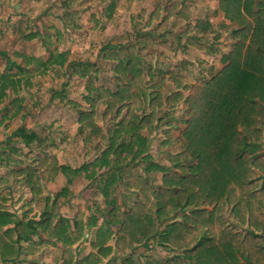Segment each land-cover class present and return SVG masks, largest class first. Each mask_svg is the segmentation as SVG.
I'll return each mask as SVG.
<instances>
[{
  "label": "trees",
  "instance_id": "trees-1",
  "mask_svg": "<svg viewBox=\"0 0 264 264\" xmlns=\"http://www.w3.org/2000/svg\"><path fill=\"white\" fill-rule=\"evenodd\" d=\"M220 9L237 26L232 31L234 42L222 57V67L209 80L193 85L188 96L177 91L167 98L173 106L179 103L184 106V128L177 137L165 131L167 141L162 144L175 142L171 150L175 155L169 160L183 175L148 163L149 135L162 123L159 120L156 127L152 126L155 108L162 100L157 91L148 95V90L160 85L150 87L144 81L145 74L153 75V54L147 55L143 50L136 53L129 47L128 58L118 65L125 83L114 93L103 91L97 101L91 98L93 112L82 113L80 118L81 135L88 141L87 131H97L98 119L94 115L100 103L106 104L105 115L114 113L115 117L126 108L105 149L93 161L71 167L57 164L59 148L53 144L46 149L49 155L29 153L28 158L35 166L9 172L13 176H25L33 196L41 192L42 180L52 181L61 173L70 185L75 178L83 176L103 197L108 207L106 216L101 223L94 215L87 221L79 217L72 224L61 217L56 220L49 198L37 221L27 219L26 215L18 219L0 211V264H36L28 261V256L39 250L38 245L49 244L56 247L52 252L55 263L63 264H117L120 256H127L121 258V264H264V236L243 235L236 227L225 226L226 221L216 216L213 209L226 205L238 223H249L264 235V213L259 214L264 207L261 200L264 196V0H221ZM165 50L168 54V49ZM104 57L117 58V51L112 49ZM64 60V54H52L46 62L25 57V64H33L31 71L0 73V104L6 99V91L12 89L18 93L32 72L43 74L50 64L62 65ZM176 84L179 88L182 81ZM148 96L152 97L150 112L139 116L135 112L146 104ZM19 100L13 102L5 118L17 114ZM144 128L147 134L142 136L139 130ZM127 137L128 142L124 141ZM11 141L29 148L43 142L34 131L17 128L0 150V157L7 162L14 160L4 151ZM188 154L196 163L181 165L182 158ZM140 169L161 172L163 187L150 186ZM259 182L262 183L260 194L252 191ZM120 184L128 193L135 192L136 200L128 195L120 197ZM67 191L63 187L56 197L66 196ZM189 206L194 208L187 216L183 215ZM173 215L169 222L164 221ZM89 235L91 250L80 257L78 253ZM34 236H38V242ZM149 240L152 246L144 256L130 253ZM153 246L171 257L158 255V249Z\"/></svg>",
  "mask_w": 264,
  "mask_h": 264
},
{
  "label": "rangeland",
  "instance_id": "rangeland-1",
  "mask_svg": "<svg viewBox=\"0 0 264 264\" xmlns=\"http://www.w3.org/2000/svg\"><path fill=\"white\" fill-rule=\"evenodd\" d=\"M220 1L0 0V73L15 74L19 69L31 71L33 64H25V57L46 62L52 54L65 55L62 65L50 64L43 74L34 75L36 72H32V77L22 82L18 93L8 89L6 99L0 104V150L5 140L19 127L34 131L43 140L42 145L35 144L31 148L11 141L8 143L10 147L4 149L19 162H7L0 157V211H7L18 219L26 215L27 219L37 221L49 198L56 220L61 217L72 224L79 217L87 221L94 215L97 222L101 223L108 207L103 197L95 191L94 184L85 177L79 176L67 185L60 173L52 181L42 180L41 192L33 196L25 176L17 177L9 172L35 166L32 159L28 158L29 153L49 155L46 149L53 144L59 148L57 164L71 167L93 161L105 149L111 132L118 129V123L124 118L126 108L115 117L114 113L105 115L106 104L100 103L94 115L98 119L97 131H87L88 141L81 135L80 118L82 113L93 112L94 107L89 103L91 98L97 101L103 91L114 93L119 85L125 83L118 65L119 61L128 58L129 47L136 53L143 50L147 55L153 54V75L145 74L144 81L149 82L150 87L160 85L148 90V95L157 91L162 100L154 112L152 126L156 127L159 120L162 123L149 135L146 153L151 159L148 163L180 173L169 160L175 155L171 154L175 142L162 144L167 141L165 131L169 130L177 137L184 128V106L183 103L173 106L167 98L177 91L184 97L188 96L193 85L209 80L222 67V57L229 52L234 42L232 31L237 26L224 17ZM112 49L117 51V58L106 59L104 55ZM165 49H168V54H165ZM178 80L182 81L179 88L176 84ZM151 98L148 96L146 104L135 113L139 116L149 114ZM16 99H20L19 111L14 117L8 115L5 118ZM139 133L145 136L147 129H141ZM124 141L128 142L129 137ZM194 163L196 160L191 154L181 160L184 166ZM98 172L102 173L103 170ZM140 173L153 188L163 187L161 172L140 169ZM63 187H67V195L57 198V193ZM261 190L262 183L259 182L252 191L260 194ZM135 194L128 193L123 185H118L120 197L128 195L131 200H136ZM261 200L264 201V196ZM122 208L125 209V206ZM193 208L187 207L183 215L187 216ZM213 209L216 216H222L226 221L225 226L236 227L243 235L263 238L264 235L249 223H238L226 205ZM263 209L261 207L259 214L264 213ZM174 217L170 216L164 221L169 222ZM90 235L78 253L80 257L91 250L90 237L93 235ZM34 240L38 242V236H34ZM216 244L219 245L217 239ZM151 246L152 241L149 240L130 253L144 256ZM36 248L39 250L31 253L28 261L63 264L62 261H54V244L38 245ZM157 253L164 258L171 257L159 249ZM121 258L117 259V264H121Z\"/></svg>",
  "mask_w": 264,
  "mask_h": 264
}]
</instances>
